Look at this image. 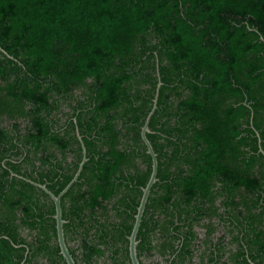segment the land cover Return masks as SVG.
Wrapping results in <instances>:
<instances>
[{"label": "trees", "instance_id": "trees-1", "mask_svg": "<svg viewBox=\"0 0 264 264\" xmlns=\"http://www.w3.org/2000/svg\"><path fill=\"white\" fill-rule=\"evenodd\" d=\"M0 47V183L30 189L28 180L57 177V194L85 146L60 201L77 264H131L128 236L151 172L140 130L157 70L146 133L157 180L137 233L140 264H195L186 262L192 224L206 243L212 217L227 222L235 264H262L264 0H0ZM48 145L59 150L57 167L25 169L52 157L37 155ZM53 214L51 202L38 223L26 219L38 230L29 245L66 264ZM4 249L21 255L0 238Z\"/></svg>", "mask_w": 264, "mask_h": 264}, {"label": "flooded vegetation", "instance_id": "flooded-vegetation-1", "mask_svg": "<svg viewBox=\"0 0 264 264\" xmlns=\"http://www.w3.org/2000/svg\"><path fill=\"white\" fill-rule=\"evenodd\" d=\"M259 143L260 142L258 141V145H260ZM69 150L70 148H68V151ZM47 154H52V157L46 159L43 158V160L37 159L34 161L33 166H26L25 169L27 168V170L31 171L32 173L35 172L38 176V171L47 172L50 168V165H52L53 167H57L56 165L59 163L60 159L59 150L54 146L48 145L45 150L40 149L37 155L41 157ZM8 157H13L10 150L4 154V159L1 162L4 163L8 159ZM72 160L73 153L67 152V156H65V162L63 163V166L66 163H70ZM136 161L139 168H144V165L140 164L139 160ZM56 178L57 177H55L53 181H48L47 176H41L39 178L40 182H30V184L34 186V188L30 187V189H28L27 185H23V183H0V238L7 239L10 244H13L15 246V248H21L20 256H17L18 253H15L14 251L11 253V250L6 251L4 249L0 251V264H48L47 257H45L41 253H34L33 247L31 246V243L32 241H34V237L38 232L37 227L31 229L29 226H27V223L25 221H27L26 219H32L34 216L33 219L38 223L39 214L43 210V207L50 205L51 202L53 203L50 195L45 192L43 188L35 185L34 183L44 185L47 190L51 191L50 186L57 187V184L54 183ZM248 196H251V194H248ZM11 202L14 203V206L12 208H10ZM19 203L20 207L17 205ZM216 203L219 205L218 200L216 201ZM24 208H26V211H24ZM46 216L49 215L46 214ZM211 221L214 222L218 227L216 230L212 231V233L208 237L210 238V241L207 239L206 243L203 242L206 239L205 237L207 236L205 228L196 224H192V230L194 231L195 236L194 239L191 240L192 246L189 248L190 257L187 258L186 262H189L190 260L195 264H235L234 260L231 258V255L236 251V244L235 242L230 243L229 241L231 236L224 228L227 222L220 221L218 217H212ZM37 225L38 224H36V226ZM184 228L187 229L188 227L185 225ZM7 232L12 234L16 238V244L12 242ZM218 238H222L220 242V244L222 245L221 248L216 244ZM210 257L213 259L210 260ZM159 259L156 258V260ZM249 262H251L250 259ZM160 263H163L162 259ZM238 264H243L241 259L238 261ZM251 264L259 263L251 262ZM262 264H264V261L262 262Z\"/></svg>", "mask_w": 264, "mask_h": 264}, {"label": "water", "instance_id": "water-1", "mask_svg": "<svg viewBox=\"0 0 264 264\" xmlns=\"http://www.w3.org/2000/svg\"><path fill=\"white\" fill-rule=\"evenodd\" d=\"M0 50L6 54V51L4 49H2L1 47H0ZM157 76H158V82L156 85L154 97L152 99V106H151L149 112L147 113L145 120H144V123L141 126V130H140V136H141L143 143L146 146V152L150 155V158H151V172H150L147 183L145 184L144 187H142V194H141V197H140L137 209H136V213L134 214V221L132 224L130 234L128 236V254H129L131 264H140L139 258L137 255V244H138L137 233H138V229H139V226L141 223L142 215L144 212V208H145V205L147 202V198H148L150 189H151L152 185L157 180V178H156L157 165H158L157 164V156L153 150V147H152L150 141L148 140V138L146 136V133L149 132V127H148L149 120H150V118H151L152 114L154 113L156 106H157L159 87L161 86V81L159 78L158 70H157ZM79 139H81L80 136H79ZM80 142H81V151L83 154L82 160L80 161L78 168L75 171L73 177L69 180V182L63 187V189L57 195H55L51 191L47 190L44 185L34 183L35 185L43 188V190L45 192H47L53 200V203H54V215H53V217L55 219L56 239H57V243H58V247H59V253L61 254L63 259L65 260L66 264H77V263L75 262L74 258L72 257V255L68 249V245L66 243V240H65L64 230H63V224H64L65 220L62 218V209H61L60 201H61V197L63 196V194L77 180V178L81 172V169L83 167V164L86 161L85 146H84L82 141H80ZM260 151L263 152L261 148H260ZM13 175H15V174L13 173ZM28 181L31 182L30 180H28Z\"/></svg>", "mask_w": 264, "mask_h": 264}, {"label": "rangeland", "instance_id": "rangeland-1", "mask_svg": "<svg viewBox=\"0 0 264 264\" xmlns=\"http://www.w3.org/2000/svg\"><path fill=\"white\" fill-rule=\"evenodd\" d=\"M7 123H8L7 121H3L2 124L6 125ZM157 259H159V258H157ZM159 261H161V259H159Z\"/></svg>", "mask_w": 264, "mask_h": 264}]
</instances>
